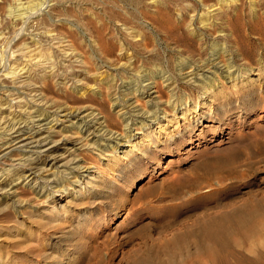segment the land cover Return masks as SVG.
I'll use <instances>...</instances> for the list:
<instances>
[{
	"label": "bare ground",
	"instance_id": "obj_1",
	"mask_svg": "<svg viewBox=\"0 0 264 264\" xmlns=\"http://www.w3.org/2000/svg\"><path fill=\"white\" fill-rule=\"evenodd\" d=\"M7 2L10 4L5 6ZM169 2L151 0L155 9L152 13L157 16L147 21L172 40L169 49L175 52V58L167 57L165 66H145L130 49L139 47L150 56L155 51V40L149 43L144 26L132 25L131 21L132 26L127 24L124 31L134 40L124 39L118 52L112 53L97 27L101 24L97 16L98 24L88 30L95 44H90L89 50L99 53L105 65L93 71L90 68L92 55L89 57L81 47L75 31L54 22L56 18L53 20L55 16L51 14L54 6L51 9V5L57 0H0V47H5V51L14 48L18 57L13 66L15 62L9 64L10 59L0 50V64L10 79L3 81L6 97L4 101L0 98V204L5 203L6 209L12 208L17 214L20 203L44 197L48 204L53 202L51 206L56 210L63 197L91 189L89 183H96L100 178H107L114 189H122L123 183L128 182L125 177L128 170L142 165L146 169L166 154L177 155L184 143L192 140L195 128L203 120L208 124H203L200 132L225 133V119L234 108L219 107L220 98H230L238 94L240 88L254 84L248 73L253 71L234 61L228 38L235 34L230 26L233 17L239 16L238 11L245 5L252 13H257L264 7V0H248L247 4L245 0H181L174 5L179 12L174 24H170L168 18ZM11 16L19 21L20 29L10 39L8 32L2 29ZM162 23L169 26L164 28ZM28 28L29 32H37L31 42L22 39ZM182 35L196 41L195 50L183 47L182 42L180 45ZM116 48L114 46V50ZM171 60L172 69L169 68ZM107 70L110 79L103 75ZM1 78L5 80L7 76L0 75ZM82 79H95L98 83L96 86L82 83ZM179 81L192 87L194 93L180 91ZM119 83L124 90L114 87ZM52 88L70 89L83 101L93 104H74L57 94L56 98L49 95ZM114 89H117L115 93ZM86 91H91L95 98L87 97ZM104 93L110 100L109 111L103 109ZM67 95L68 98L71 94ZM118 122L119 129L116 128ZM88 157H92L90 161ZM171 161L169 159L168 164ZM69 175L75 183L72 188L60 184L68 182ZM84 220L79 225L88 237L100 232L104 225L107 227L112 217L96 212L87 214Z\"/></svg>",
	"mask_w": 264,
	"mask_h": 264
},
{
	"label": "rangeland",
	"instance_id": "obj_2",
	"mask_svg": "<svg viewBox=\"0 0 264 264\" xmlns=\"http://www.w3.org/2000/svg\"><path fill=\"white\" fill-rule=\"evenodd\" d=\"M178 1L181 0L169 2L170 24L179 18L174 6ZM245 1L247 4L248 0ZM7 4L10 2L5 6ZM52 6L56 12L51 11L55 16L53 20L56 18L54 22L63 23L67 29L71 27L78 42L81 40L83 44L81 47L88 56L92 55L89 57L93 58L90 64L93 71L105 65V61L99 59V53L89 50V45L95 44L88 30L93 29L98 21H101L97 27L104 34V44L112 53L118 52L124 39L134 40L125 34V27L143 25L148 31L145 30L148 42L155 40V51L149 56L139 47L130 49L137 59L147 66H165L167 57H176L169 49L172 40L147 21L157 16L152 13L155 9L151 0H57L51 9ZM238 14L230 26L235 35L227 42L231 44L235 63L253 71L248 73L254 84L240 88L238 94L230 98H220L219 107L234 108L225 119V133L200 132L199 129H204L203 124H208L203 120L195 128L192 140L185 142L177 155L166 154L146 169L142 165L128 170L125 173L128 182L123 183L122 189H114L107 178H100L96 183H89L91 189L63 197L56 210L51 206L53 202L48 204L44 197L20 203L17 214L12 208L6 209L5 203L0 204V264H264V7L252 13L245 5ZM111 17L115 18L111 21ZM18 22L11 16L3 23L2 30L8 32L10 39L20 29ZM161 26L167 28L169 24L162 23ZM26 32L22 39L31 42L37 32H29V28ZM190 39L189 35H182L180 45L183 43V47L195 50L197 43ZM114 46L117 47L115 50ZM1 48L6 59H10L9 64L15 62V66L18 57L14 48L11 51ZM172 64L173 60L170 69ZM107 72L103 75L110 79ZM5 73L0 64V75L7 76L5 80L0 79L2 101L6 97L2 84L9 79ZM81 82L95 86L98 83L95 79H82ZM122 86L119 83L114 87L121 91L124 90ZM179 87L182 92L194 93L192 87L180 81ZM54 88L49 95L56 97L57 94L74 104H93L83 101L70 89L60 91ZM105 94L103 109L109 111L110 100ZM86 96L95 98L91 91H86ZM117 124L119 129L121 124ZM198 132L201 133L199 136ZM228 136L230 140H227ZM169 159L172 161L168 164ZM69 176L68 182L60 184L72 188L75 183ZM55 195L58 196L59 192ZM96 212L111 216L112 221L100 232L86 237L79 224L85 221L87 214Z\"/></svg>",
	"mask_w": 264,
	"mask_h": 264
}]
</instances>
